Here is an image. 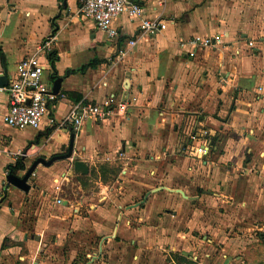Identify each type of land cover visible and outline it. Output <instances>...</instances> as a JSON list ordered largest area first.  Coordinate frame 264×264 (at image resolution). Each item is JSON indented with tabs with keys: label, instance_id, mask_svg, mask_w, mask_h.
Wrapping results in <instances>:
<instances>
[{
	"label": "crops",
	"instance_id": "1",
	"mask_svg": "<svg viewBox=\"0 0 264 264\" xmlns=\"http://www.w3.org/2000/svg\"><path fill=\"white\" fill-rule=\"evenodd\" d=\"M78 9V0H0V74L12 76L50 40L43 79L64 96L39 129L17 131L3 122L0 92V264H158L161 250L168 264H185L193 233L232 232L239 211L248 231L264 204V0H147L143 17L171 20L167 30L145 36L121 16L117 48ZM193 36L222 45L178 49ZM96 53L103 72L89 67ZM125 93L131 106L121 119L85 121L76 133L60 125L72 104ZM198 130L208 134L205 156L190 140ZM17 151L25 157L15 162ZM30 169L36 176L23 180ZM98 169L116 173L84 192L77 177ZM210 209L222 227L208 222ZM196 213L198 225L188 222Z\"/></svg>",
	"mask_w": 264,
	"mask_h": 264
},
{
	"label": "built area",
	"instance_id": "2",
	"mask_svg": "<svg viewBox=\"0 0 264 264\" xmlns=\"http://www.w3.org/2000/svg\"><path fill=\"white\" fill-rule=\"evenodd\" d=\"M146 2L147 0H78V14L81 18L91 21L98 31L105 33L109 45L117 48L116 43L121 35L115 28L114 21L121 16H125L130 22H137L138 31L145 36H156L167 30L171 20L143 17ZM51 45L52 41L47 40L34 54L18 61L14 73L6 78V85L0 88V92H4L7 97V111L3 119L6 127L17 131L39 129L43 118L54 109L59 100L64 99L63 95L53 91L43 79L47 67L40 57L51 51ZM134 45L135 41H129L127 50L129 51ZM221 45L220 38L198 36L177 43L178 49L186 52L215 49ZM248 45L251 47V43ZM127 52L118 51L117 56L124 57ZM130 106L131 101L126 93L118 99L109 97L97 104L90 102L72 104L60 125L70 127L76 133L85 121L103 122L108 119H121ZM190 140L192 144L194 143L195 154L199 156L208 154L209 142L206 130L193 132ZM23 157H25L23 151H17L13 155L15 162ZM5 175H8V172ZM35 176L33 169L29 172L28 178L32 179ZM60 203L61 200L57 199L56 204Z\"/></svg>",
	"mask_w": 264,
	"mask_h": 264
},
{
	"label": "rangeland",
	"instance_id": "3",
	"mask_svg": "<svg viewBox=\"0 0 264 264\" xmlns=\"http://www.w3.org/2000/svg\"><path fill=\"white\" fill-rule=\"evenodd\" d=\"M80 22L82 23V20H80ZM89 33L92 34L94 32L90 31ZM36 45L37 44L34 43V46ZM100 48L101 47L98 44L96 45L95 49L101 51ZM96 55L97 58L95 63H89V67L91 69H94L95 67L98 71V68H100L98 67V63L104 64L103 62L106 61V58H104L102 53H96ZM104 65L106 66V62ZM104 65L103 68L98 72H103L105 70ZM27 132L28 130L25 131L24 134H22L23 132H17L18 134L11 136V144L9 145V148L13 149L17 144H21V141L25 140L24 138H27L25 137V133ZM19 169L21 170V167L17 166L15 171H19ZM14 173V175L18 177L22 176L21 173ZM114 173L115 171L112 170L98 169L97 171H92L90 177L87 179L80 177H77V179L79 180L81 188L84 192L86 191L96 193L98 188L94 184V181L99 178L102 184H106L108 179H111V176H114ZM136 203L137 202H132L128 205H138V203ZM202 206H209V204L203 202ZM209 212L212 214H209ZM214 212V209H210L206 212L208 222L222 227V224L215 222L216 219L213 218V214H215ZM239 212V214H236L239 216L236 220V228L232 232L227 230L224 233L222 232L218 234H205L200 232L193 233V242L191 243V248L193 250L191 256L192 259L190 258V261L185 262V264H264V204L262 203L260 209L258 208L255 210L254 214H250L252 217L247 220V222L250 224L248 231L243 230L245 221L241 222L244 219L241 216L244 215V212ZM198 216L199 213H196L195 218L188 219V222L190 221L191 223L198 225L201 221V219L197 218ZM228 219L230 220V217ZM204 237L211 239L212 242H203ZM168 257L169 256L166 254V252L161 250L159 259L157 260L158 264H168ZM175 263L183 264L180 259H176Z\"/></svg>",
	"mask_w": 264,
	"mask_h": 264
},
{
	"label": "water",
	"instance_id": "4",
	"mask_svg": "<svg viewBox=\"0 0 264 264\" xmlns=\"http://www.w3.org/2000/svg\"><path fill=\"white\" fill-rule=\"evenodd\" d=\"M6 85V76H2V77H0V88H2V87H4ZM71 140H70V142L72 141V137L70 138ZM74 168H75V170H82L83 171V173H86L87 171H86V169L84 168V166H83V164L81 163V162H76L75 164H74ZM33 169H30L29 171H28V173L24 176V178H23V180H26L27 178H28V174H29V172H31ZM25 189L27 188L26 186L24 187Z\"/></svg>",
	"mask_w": 264,
	"mask_h": 264
},
{
	"label": "trees",
	"instance_id": "5",
	"mask_svg": "<svg viewBox=\"0 0 264 264\" xmlns=\"http://www.w3.org/2000/svg\"><path fill=\"white\" fill-rule=\"evenodd\" d=\"M16 168H17V167H15V166H9V167H8V171H9V173L14 174ZM115 173H116V171H115Z\"/></svg>",
	"mask_w": 264,
	"mask_h": 264
}]
</instances>
